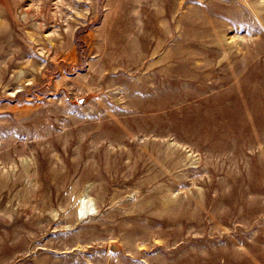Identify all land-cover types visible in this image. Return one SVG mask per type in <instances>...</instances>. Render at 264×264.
I'll return each instance as SVG.
<instances>
[{
	"label": "rangeland",
	"instance_id": "rangeland-1",
	"mask_svg": "<svg viewBox=\"0 0 264 264\" xmlns=\"http://www.w3.org/2000/svg\"><path fill=\"white\" fill-rule=\"evenodd\" d=\"M0 264H264V0H0Z\"/></svg>",
	"mask_w": 264,
	"mask_h": 264
},
{
	"label": "bare ground",
	"instance_id": "bare-ground-1",
	"mask_svg": "<svg viewBox=\"0 0 264 264\" xmlns=\"http://www.w3.org/2000/svg\"><path fill=\"white\" fill-rule=\"evenodd\" d=\"M230 19H231V21L233 23L242 22V16L241 15H238V14L232 15V17ZM78 207L81 208L80 211H79V212H81V210H83V206H81V204H79Z\"/></svg>",
	"mask_w": 264,
	"mask_h": 264
}]
</instances>
